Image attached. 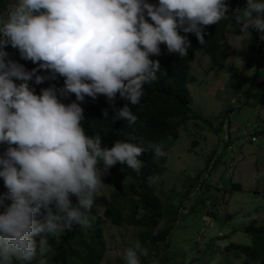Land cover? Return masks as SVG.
<instances>
[{"label": "clouds", "instance_id": "clouds-1", "mask_svg": "<svg viewBox=\"0 0 264 264\" xmlns=\"http://www.w3.org/2000/svg\"><path fill=\"white\" fill-rule=\"evenodd\" d=\"M228 13V0H13L0 19V144L7 145L0 155L7 190L0 194V264H46V253L53 251L47 236L59 241L73 225L91 227L89 213L114 166L141 174L138 157L146 150L155 160L167 155L162 142L144 147L134 136L102 147L98 135L85 132L81 103L98 95L114 102L118 93L140 104L144 86L158 79L160 62L150 56L161 55L160 45L186 57L191 42L181 32L194 33L203 45L205 29L229 19ZM231 18L241 34L254 30L264 40V0H246ZM9 44L51 75L10 59ZM57 74L64 78L61 89L37 95L29 87V81L39 85ZM58 92L76 100L64 104ZM114 119L131 126L138 118L126 105ZM156 180L148 177L149 183ZM41 233L46 235L37 243ZM147 255L139 240L123 253L125 264H141Z\"/></svg>", "mask_w": 264, "mask_h": 264}, {"label": "rangeland", "instance_id": "rangeland-1", "mask_svg": "<svg viewBox=\"0 0 264 264\" xmlns=\"http://www.w3.org/2000/svg\"><path fill=\"white\" fill-rule=\"evenodd\" d=\"M12 3L0 10V19ZM229 27L234 31L223 35L228 54L221 64V52L211 57L200 49L190 60L188 105L199 115L178 126L166 151L155 184L162 204L158 227L166 235L155 244L146 241L142 264H247L241 252L224 245L247 242L243 227L264 219V40L254 30L241 34L235 22ZM123 182L136 202L133 179L116 173L101 194L108 198ZM94 208L105 243L98 264H125L124 250L139 239L137 225L113 224L103 206ZM133 209L125 206L121 213L139 217Z\"/></svg>", "mask_w": 264, "mask_h": 264}, {"label": "trees", "instance_id": "trees-1", "mask_svg": "<svg viewBox=\"0 0 264 264\" xmlns=\"http://www.w3.org/2000/svg\"><path fill=\"white\" fill-rule=\"evenodd\" d=\"M8 0H0V10L3 9ZM152 4H158V0H148ZM229 19L221 21L217 25L208 26L205 29V43L200 45L194 33L187 35L191 42L188 55L181 58L178 54H170L165 44L160 45L161 55L150 56V59L159 60L160 71L157 73L158 79L144 86V95L140 104L132 105L128 100L122 99L119 94L114 102H111L104 95H98L96 99L85 97L81 107L84 109L85 119L82 125L86 134L99 136L101 146L111 148L116 141H130L134 136L138 145L147 147L150 143H163L164 150L170 147L177 136L178 126L184 123L189 117H197L199 114L193 111L188 105L189 90L187 82L192 78L189 70L190 60L193 52L200 49L211 57L217 52H221V58L217 61L221 64L227 57V45L222 41L225 32L234 31L229 27L230 22H235L231 17L236 8H245V0H228ZM149 22H151L149 20ZM5 51L9 53V58L21 64L27 71L33 68L39 69L38 64L30 60L21 58L19 50L12 48L9 44ZM38 74L50 76L47 70L39 69ZM17 84L21 81H15ZM54 86L56 89L64 87V78L56 75L55 79L46 80L42 84H35L34 80L29 81V87L34 89L39 95L44 88ZM58 98L64 104H69L76 100L74 94L67 97L60 95ZM128 106L137 116V122L129 126L125 119H114L116 112ZM107 111V117L104 112ZM264 131V129L262 130ZM7 145L0 144V155L6 150ZM144 167L141 174L128 168L126 165H116L110 170V175L105 181L111 178L113 173L117 176H129L135 183L136 202H132L127 184L123 182L112 189L109 197L100 195L96 198L95 205L103 206L102 214L110 222L117 225L134 224L137 225L139 241L142 246L147 242L155 244L160 238L166 235V230L158 227V222L162 216L161 199L155 192V184L149 183L148 177L159 175L165 169L166 156L155 160L152 151L146 150L140 157ZM157 181V180H156ZM3 179L0 178V194L6 192ZM75 205V197L71 198ZM133 206V211L139 209L141 214L135 217V213L122 215L125 206ZM93 209L89 213L92 218L91 227L80 228L73 225L72 231L66 232L59 241L54 237L47 236L48 243L53 251L46 253L44 259L46 264H98L105 251V243L102 235L101 216ZM55 211V209H53ZM0 211H3L0 208ZM43 222V216H37ZM243 231L248 236V241H229L224 246L232 248L242 253L243 262L247 264H264V219H252L243 227ZM46 234L41 233L35 237L37 243ZM142 262V261H141ZM13 264H21L20 261H13ZM32 264H39V260ZM142 264V263H141Z\"/></svg>", "mask_w": 264, "mask_h": 264}, {"label": "built area", "instance_id": "built-area-1", "mask_svg": "<svg viewBox=\"0 0 264 264\" xmlns=\"http://www.w3.org/2000/svg\"><path fill=\"white\" fill-rule=\"evenodd\" d=\"M251 138H253V137H251Z\"/></svg>", "mask_w": 264, "mask_h": 264}]
</instances>
